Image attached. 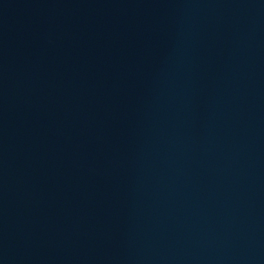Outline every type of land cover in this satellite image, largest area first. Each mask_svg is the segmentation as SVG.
Instances as JSON below:
<instances>
[{
	"label": "water",
	"instance_id": "95a60500",
	"mask_svg": "<svg viewBox=\"0 0 264 264\" xmlns=\"http://www.w3.org/2000/svg\"><path fill=\"white\" fill-rule=\"evenodd\" d=\"M0 264H264V0H0Z\"/></svg>",
	"mask_w": 264,
	"mask_h": 264
}]
</instances>
